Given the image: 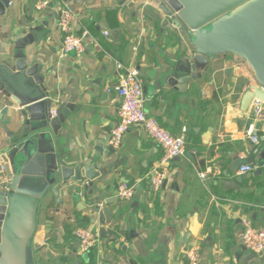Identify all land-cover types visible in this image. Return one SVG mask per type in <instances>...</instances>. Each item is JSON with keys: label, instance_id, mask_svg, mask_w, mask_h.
Segmentation results:
<instances>
[{"label": "crops", "instance_id": "0c3cea01", "mask_svg": "<svg viewBox=\"0 0 264 264\" xmlns=\"http://www.w3.org/2000/svg\"><path fill=\"white\" fill-rule=\"evenodd\" d=\"M67 1L78 17L73 31L88 30L96 40L86 42L83 56H62L61 0H12L0 18V61L12 59L23 31L33 27L44 31L41 45L30 50H37L38 61L49 70L47 88L56 94L52 110L63 105L70 111L60 131V152L69 165L86 160L101 173L95 183L101 204L113 209L111 219L118 221L113 231L121 237L116 243L101 239L81 255L74 246L75 232L94 226L87 211H81L86 205L59 210L56 200L49 198L34 235L40 246L38 264H115L114 249L126 248L123 256L138 264H190L187 252L192 247L199 249L200 264H251L243 245L242 220L248 218L264 229V190L248 189L249 184L264 181V175L255 172L256 177L248 180L251 174L242 176L239 169H230L234 157L245 165L264 146V139L255 146L243 135L251 115L249 111L243 115L240 106L244 94L256 85L252 69L238 57L223 56L211 62L201 79L173 89L166 80L182 56L146 37L150 23L128 13L118 15L115 6L103 0ZM43 3L47 4L40 6ZM113 30H121L118 39L111 36ZM118 62L143 74L147 113L187 140L186 156L170 162L167 181L158 190L149 173L161 164L164 152L143 127H132L119 151L109 146L111 131L119 124L121 99L114 90ZM2 107L6 108L0 119V153L8 147L9 126L22 110L10 100ZM260 133L264 138V124ZM238 177L244 183L229 186ZM124 184L136 189L129 201L117 196ZM76 257L81 260L76 262ZM258 257L264 264V253Z\"/></svg>", "mask_w": 264, "mask_h": 264}, {"label": "water", "instance_id": "95a60500", "mask_svg": "<svg viewBox=\"0 0 264 264\" xmlns=\"http://www.w3.org/2000/svg\"><path fill=\"white\" fill-rule=\"evenodd\" d=\"M103 1L114 5L118 15L128 13L134 20L150 23L146 37L163 50L175 49L182 56L166 80L171 88L201 79L212 61L231 55L247 63L256 81L242 98V114L247 113L254 99L264 102V0ZM11 2L0 0V18L6 15ZM120 33L113 30L111 36L118 39ZM21 36L12 59L0 61V95L4 102L10 100L22 109L18 120L9 126L8 147L0 153V168L5 167V171L0 170L5 178L0 180V264H38L40 246L34 235L38 215L49 198L56 200L59 210L65 207L71 211L86 205L81 211H87L92 225H101L100 240L116 243L121 237L113 231H117L118 224L111 219L113 209L101 204L95 184L101 173L95 172L94 164L86 160L76 163V167L69 165L60 152V131L68 123L70 111L62 105L57 116L52 115L56 94L47 88L49 70L38 61L37 50H30L41 45L45 33L33 27ZM170 71L171 68L164 74ZM258 161H264V146L245 163ZM243 163L234 157L230 172L237 171ZM263 175L261 171L257 176ZM254 177L251 174L247 179ZM243 183L244 179L238 177L228 184ZM257 188L264 190V181L248 185L251 191ZM126 252L127 248L114 249L113 262L138 264L123 256Z\"/></svg>", "mask_w": 264, "mask_h": 264}, {"label": "built area", "instance_id": "2783aa9c", "mask_svg": "<svg viewBox=\"0 0 264 264\" xmlns=\"http://www.w3.org/2000/svg\"><path fill=\"white\" fill-rule=\"evenodd\" d=\"M43 3L40 6L46 5ZM60 19L58 27L63 34L62 41V56H69L75 53V56L81 57L86 52V42L96 40L92 37L88 30H84L81 34L73 31V25L77 20V16L71 8L67 0H61ZM105 37H109V32H104ZM117 68L120 73L117 84L114 90L121 99L119 109V124L111 131L109 138V146L112 151L117 152L122 148L125 136L132 127L140 126L145 129L148 135L162 148L163 158L161 164L155 167L149 173L150 183L156 190L160 189L168 178V165L171 161L186 156L187 140L183 136H175L168 130L163 128L159 122L151 117L146 111V94L145 81L142 74L137 69L127 68L123 63H117ZM0 104H5L0 95ZM0 106V119L3 116L4 108ZM250 119L247 127L244 129V138L255 146H259L263 142V137L260 133V127L264 124V102L259 99H254L248 110ZM52 115L57 116V111L52 110ZM187 129H184V133ZM1 171H5L2 165ZM264 171V162L255 164H245L239 168V174L245 176L255 172ZM205 178V175H202ZM4 176L0 174V180H4ZM136 189L128 185H121L119 188V198L122 201H129L134 198ZM244 227L243 245L247 251L261 255L264 253V229L254 225L253 221L245 218L242 220ZM75 237L79 243L80 254L89 253L98 242L100 236L98 228L95 226L80 227L75 232ZM187 256L190 264H200L201 256L197 247H192Z\"/></svg>", "mask_w": 264, "mask_h": 264}, {"label": "rangeland", "instance_id": "374dc122", "mask_svg": "<svg viewBox=\"0 0 264 264\" xmlns=\"http://www.w3.org/2000/svg\"><path fill=\"white\" fill-rule=\"evenodd\" d=\"M70 55L75 56V53H71ZM142 77H144L143 74H142ZM74 246L76 248H78L79 247V243L76 242L74 244ZM246 258H247V262L248 263H251V261H252L251 264H259L262 261V259L259 258L257 254L252 253L250 251L247 252ZM74 260L77 262V261H80L81 259H79L78 257H76V258H74ZM83 260H86V258L83 259Z\"/></svg>", "mask_w": 264, "mask_h": 264}]
</instances>
